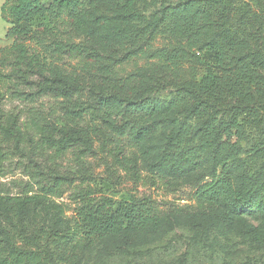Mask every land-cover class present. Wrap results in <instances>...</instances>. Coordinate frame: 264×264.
I'll list each match as a JSON object with an SVG mask.
<instances>
[{"label":"trees","instance_id":"1","mask_svg":"<svg viewBox=\"0 0 264 264\" xmlns=\"http://www.w3.org/2000/svg\"><path fill=\"white\" fill-rule=\"evenodd\" d=\"M132 2L2 5L11 44L0 48V179L10 167L29 179L24 194H0V264H79L104 239L153 235L183 217L264 218V0H179L141 26L117 13ZM182 106L196 130L171 119L152 153L158 118ZM203 152L210 170L192 204L115 195L123 178L177 190L203 169ZM68 153L75 170L62 169ZM69 187L73 208L53 199Z\"/></svg>","mask_w":264,"mask_h":264},{"label":"rangeland","instance_id":"2","mask_svg":"<svg viewBox=\"0 0 264 264\" xmlns=\"http://www.w3.org/2000/svg\"><path fill=\"white\" fill-rule=\"evenodd\" d=\"M179 0H133L132 4H124L117 13L127 12L133 16L134 24L144 25L152 19L154 14L169 4ZM5 0H0V40L6 39L8 24L2 16V5ZM126 5V6H125ZM132 69V64L128 66ZM175 90L159 94L163 98H172ZM173 118H179L194 132L197 127L196 120L189 114L188 107L181 108L161 116L157 120V130L148 142L152 153L160 151L164 146V134ZM191 144H198L196 136L191 138ZM208 152H203L204 167L199 173L182 176V184L177 190H171L161 183L135 182L123 178L117 185L115 195L121 197L128 191L139 195L148 194L163 205L172 203L180 206L192 204L194 184L198 177L210 170L206 160ZM100 154L90 158L97 165ZM62 169L75 170L73 154H67L62 160ZM104 166L97 169L95 175L98 185L103 186L107 174ZM147 173V172H145ZM124 176V173H122ZM29 177L23 175L20 169L10 167L7 174L0 179V194H24L27 190L26 182ZM104 179V180H103ZM73 188L69 187L61 197H53L58 203H65L74 207L72 199ZM71 214V210L67 211ZM50 210L48 220L58 221ZM79 264H264V218L255 211H248L237 215L228 223H204L197 225L188 218L165 225L159 232L148 235L145 233H129L109 237L100 241L95 247L83 252Z\"/></svg>","mask_w":264,"mask_h":264},{"label":"crops","instance_id":"3","mask_svg":"<svg viewBox=\"0 0 264 264\" xmlns=\"http://www.w3.org/2000/svg\"><path fill=\"white\" fill-rule=\"evenodd\" d=\"M9 44H11L10 40H7V39L0 40V48L7 46Z\"/></svg>","mask_w":264,"mask_h":264}]
</instances>
